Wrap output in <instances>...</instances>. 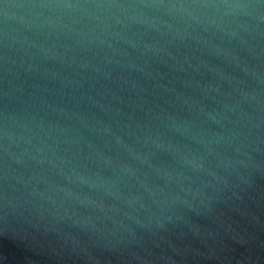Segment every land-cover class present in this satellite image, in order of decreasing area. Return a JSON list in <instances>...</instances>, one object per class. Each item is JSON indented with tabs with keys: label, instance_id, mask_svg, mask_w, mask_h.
<instances>
[{
	"label": "water",
	"instance_id": "95a60500",
	"mask_svg": "<svg viewBox=\"0 0 264 264\" xmlns=\"http://www.w3.org/2000/svg\"><path fill=\"white\" fill-rule=\"evenodd\" d=\"M0 264H264V0H0Z\"/></svg>",
	"mask_w": 264,
	"mask_h": 264
}]
</instances>
